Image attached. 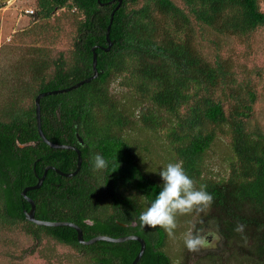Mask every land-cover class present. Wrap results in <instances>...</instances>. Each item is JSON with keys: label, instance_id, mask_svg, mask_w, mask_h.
Here are the masks:
<instances>
[{"label": "trees", "instance_id": "16d2710c", "mask_svg": "<svg viewBox=\"0 0 264 264\" xmlns=\"http://www.w3.org/2000/svg\"><path fill=\"white\" fill-rule=\"evenodd\" d=\"M110 1L35 0L32 16L48 20L57 10L68 11L74 30L67 53L52 56L47 47H29L25 65L14 73L17 85L0 107V227L24 221L26 232L72 247L86 264L132 262L140 249L135 239L82 244L70 226L26 221L22 207L29 202L21 191L37 182L35 173L41 176L51 166L42 184L27 191L36 218L73 222L86 240L138 235L145 249L137 264H173L166 231L141 227L136 219L161 187L159 175L146 168L138 144L126 133L139 121L146 129L163 130L171 157L165 161H181L197 187L207 185L213 194L207 218L229 258L264 264V127L251 122L260 95L256 78L263 70L237 66L221 54L223 37L264 29L260 0H122L109 30L111 47L95 48L98 75L40 100L45 136L81 152L75 175L59 173L75 169L77 152L53 148L41 138L34 99L93 73L92 47L108 46L107 26L118 3ZM7 2L0 0V7ZM201 37L207 50L198 47ZM117 78L139 109L111 92ZM220 134L229 140L231 160L227 176L212 179L204 175L205 154ZM96 153L109 162L106 169L93 168ZM240 225L243 230L237 231Z\"/></svg>", "mask_w": 264, "mask_h": 264}, {"label": "rangeland", "instance_id": "374dc122", "mask_svg": "<svg viewBox=\"0 0 264 264\" xmlns=\"http://www.w3.org/2000/svg\"><path fill=\"white\" fill-rule=\"evenodd\" d=\"M143 1V0H141ZM264 10V0H260ZM36 9L35 0H8L0 7V107L9 99L11 90L16 87L19 77H14L17 68L25 65L29 47L42 46L50 49L52 56L59 51H67L71 45L74 30V16L65 10H57L48 20L37 19L27 14ZM197 32V31H196ZM197 44L196 37H192ZM221 48L223 57H228L237 66L245 65L249 69L254 66L262 68V76L256 78L259 98L254 106L251 122H258L264 127V29H259L251 36H225ZM200 38L199 48L207 50L208 43ZM255 80V79H254ZM119 78L112 80L111 92L125 103L135 105V96L119 86ZM137 107V105H135ZM134 107V108H135ZM139 109V107H137ZM135 113L138 114V109ZM127 135L138 144V153L146 168H151L153 175H158L160 168L171 162L170 150L164 140V131H152L142 127L137 121ZM228 138L219 135L205 154L204 175L218 179L228 174L231 153ZM210 208L203 211L194 210L190 214L177 216L175 234L167 232L165 249L173 264H237L229 258V252L223 238L217 233L207 215L212 214ZM201 229L208 237V245L197 251H189L184 245V236L189 230ZM218 255V256H215ZM215 259V263L206 258ZM218 258V259H217ZM0 264H86L83 258L71 247L57 243L49 237H42L36 243L34 238L24 234L18 228L0 227Z\"/></svg>", "mask_w": 264, "mask_h": 264}, {"label": "clouds", "instance_id": "9594fccd", "mask_svg": "<svg viewBox=\"0 0 264 264\" xmlns=\"http://www.w3.org/2000/svg\"><path fill=\"white\" fill-rule=\"evenodd\" d=\"M108 163L99 153L92 159L93 168L98 171L106 169ZM158 175L161 187L136 219L141 227L159 226L172 236L177 228L178 215L209 208L214 202V196L207 190V185L197 187L196 181L186 172L181 161L168 163L160 168ZM242 230V225L237 227V231ZM208 243V237L201 229L193 228L184 236V245L189 251H197Z\"/></svg>", "mask_w": 264, "mask_h": 264}, {"label": "water", "instance_id": "95a60500", "mask_svg": "<svg viewBox=\"0 0 264 264\" xmlns=\"http://www.w3.org/2000/svg\"><path fill=\"white\" fill-rule=\"evenodd\" d=\"M114 1H118V3L114 7V9L112 10V12L110 14L109 24L107 26L106 40L108 42V46L107 47H102L100 45H97V46L92 47V51H93V55H92L93 73L90 76H88V77H86L84 79H81L78 82H76L73 85H70L68 87L39 92L36 95L35 99H34L37 129H38V132H39V135L41 136V138L53 148H72V149H74L77 152V165H76L75 169L73 171H71V172H60L59 171V173L62 174L63 176H72V175H75L77 173V171L80 169L81 163H82L81 152H80V149L77 146H75V145L55 143V142L50 141L45 136V134L43 133L42 127H41L40 100H41V98L43 96H46V95H49V94H56V93H61V92L72 90V89H74V88H76V87H78V86H80V85H82V84H84L86 82H89L90 80L94 79L98 75L97 53L95 51V48L98 47V48H102V49L107 51V50H109V48L112 45V42L110 41V38H109V30H110V27H111V23L113 21L114 12L120 7V5L122 3V0H111L110 2H114ZM77 142L80 145H83V141H82V139H81V137L79 135H77ZM49 168H51V166H47L44 169V172H43V174L41 176L37 175V182L35 184L28 185V186L24 187L22 189V191H21V194L23 195V197L26 198L29 201L30 205H31L29 210H26V209L24 210L25 217L28 220L34 221L36 224H39V225H47V226L67 225V226H70V227H72V228H74L76 230L77 239L82 244H91V243H93V242H95L97 240H106V241H112V242H122V241H126L128 239H135V240H137L140 243V249H139L138 253L136 254L135 258L132 260V262L130 264H137V262L141 258L142 254L144 252V249H145V241H144L143 238H141L138 235L131 234V235H126V236H121V237H111V236H107V235H97L95 237H92V238L86 240V239L83 238V233H82L81 228L77 224H75L73 222L43 220V219H38V218L35 217V214H34V212H35V203H34L33 199L27 195V191L31 190V189L38 188L42 184V182H43V180H44V178H45V176L47 174V170ZM91 264H103V263L97 262V263H91Z\"/></svg>", "mask_w": 264, "mask_h": 264}, {"label": "flooded vegetation", "instance_id": "af4514ba", "mask_svg": "<svg viewBox=\"0 0 264 264\" xmlns=\"http://www.w3.org/2000/svg\"><path fill=\"white\" fill-rule=\"evenodd\" d=\"M70 145H72V144H70ZM37 173H35V176L37 177ZM22 195V194H21ZM22 197H23V195H22ZM24 198V197H23ZM26 199V198H25ZM27 200V199H26ZM28 201V200H27ZM29 202V201H28ZM30 207H31V205H30V203H29V207L28 208H26L25 206H23L22 207V212H23V214H24V210L26 209V210H29L30 209ZM34 214H35V212H34ZM25 216V215H24ZM25 219H26V221H28V222H32V223H35L34 221H31V220H28L26 217H25ZM22 224H24V221H21V222H19L18 224H16V225H13V226H15V228H18L21 232H23L24 234H26V235H29V236H31L32 238H34V240L36 241V243H38V242H40L41 241V239H42V236H34V234H32V233H28V232H26L25 230H24V228H22ZM36 224V223H35ZM13 226H11V225H7V226H4V227H8V228H10V227H13ZM46 237H48V236H46ZM50 238V237H49ZM52 239V238H51ZM59 244H61V243H59ZM62 245H64V244H62ZM65 246H67V245H65ZM70 247V246H69ZM72 248V247H71Z\"/></svg>", "mask_w": 264, "mask_h": 264}, {"label": "built area", "instance_id": "2783aa9c", "mask_svg": "<svg viewBox=\"0 0 264 264\" xmlns=\"http://www.w3.org/2000/svg\"><path fill=\"white\" fill-rule=\"evenodd\" d=\"M26 13H27V14H32V13H33V10L30 9V10H28Z\"/></svg>", "mask_w": 264, "mask_h": 264}]
</instances>
